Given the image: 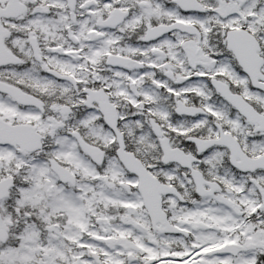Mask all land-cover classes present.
I'll use <instances>...</instances> for the list:
<instances>
[{
  "label": "snow or ice",
  "instance_id": "6c2138e0",
  "mask_svg": "<svg viewBox=\"0 0 264 264\" xmlns=\"http://www.w3.org/2000/svg\"><path fill=\"white\" fill-rule=\"evenodd\" d=\"M0 264H264V0H0Z\"/></svg>",
  "mask_w": 264,
  "mask_h": 264
}]
</instances>
